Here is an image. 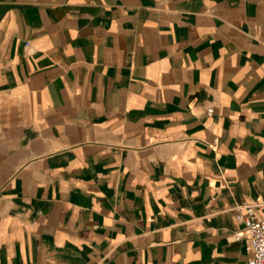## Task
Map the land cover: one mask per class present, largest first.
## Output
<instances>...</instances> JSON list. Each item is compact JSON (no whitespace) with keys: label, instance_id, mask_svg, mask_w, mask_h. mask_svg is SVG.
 Listing matches in <instances>:
<instances>
[{"label":"crops","instance_id":"crops-1","mask_svg":"<svg viewBox=\"0 0 264 264\" xmlns=\"http://www.w3.org/2000/svg\"><path fill=\"white\" fill-rule=\"evenodd\" d=\"M256 202L264 0H0V264H247Z\"/></svg>","mask_w":264,"mask_h":264},{"label":"built area","instance_id":"built-area-1","mask_svg":"<svg viewBox=\"0 0 264 264\" xmlns=\"http://www.w3.org/2000/svg\"><path fill=\"white\" fill-rule=\"evenodd\" d=\"M213 107L208 108L212 113ZM217 139L212 146L216 145ZM237 218L243 222V227L233 234L235 240H246L251 252L247 264H264V202L250 203L242 207Z\"/></svg>","mask_w":264,"mask_h":264}]
</instances>
